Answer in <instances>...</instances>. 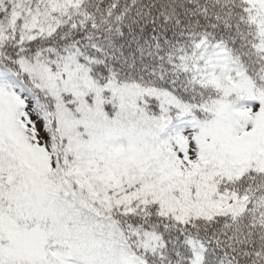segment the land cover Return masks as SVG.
I'll return each instance as SVG.
<instances>
[{"label": "snow or ice", "instance_id": "6c2138e0", "mask_svg": "<svg viewBox=\"0 0 264 264\" xmlns=\"http://www.w3.org/2000/svg\"><path fill=\"white\" fill-rule=\"evenodd\" d=\"M0 264H264V0H0Z\"/></svg>", "mask_w": 264, "mask_h": 264}]
</instances>
